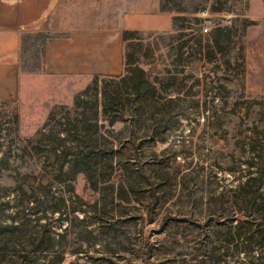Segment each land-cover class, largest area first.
<instances>
[{
  "label": "rangeland",
  "instance_id": "374dc122",
  "mask_svg": "<svg viewBox=\"0 0 264 264\" xmlns=\"http://www.w3.org/2000/svg\"><path fill=\"white\" fill-rule=\"evenodd\" d=\"M174 1L188 10L200 8L195 13L179 12L201 19L194 32L200 33L206 26V36L219 23L230 25L234 30L230 51L207 61L197 47L179 49L183 38L167 33L171 31L143 30L140 37L149 41V52L143 57L144 47L137 51L141 65L152 76H168L165 70H173V61L179 62L178 69L184 64L175 79L178 84L182 81V90L178 112L163 118L161 127L166 124L168 129L154 138L146 131L143 118L132 123L127 112L113 125L99 113L97 127L91 126L99 132L108 129L116 137L112 154L116 163L133 164L129 169L136 172H132V190L124 193L127 200L110 201L107 196L103 204L82 173L71 180L70 174L44 171V156L11 157L10 170L0 175V264H197L191 258L214 243L215 238L206 239L202 227L209 215L208 191L216 181L220 188L236 185L245 166L242 162L253 154L251 145L263 146L264 26L241 15L247 0H218L226 8L221 12L209 9L217 0ZM59 14L52 17L50 35L65 34L58 29ZM31 34L21 40L20 96L8 104L0 102V128L6 138H1L3 149L8 144L6 129L13 110L18 114L20 135L30 136L54 108L58 112L53 120L67 114L75 118L76 111L60 110V106H72L78 94L89 99L94 95V80L97 78L99 86L102 83V76L97 75L80 85L42 76L44 46L40 42L31 45ZM58 177L64 182H58ZM121 178V170L116 169L112 180L117 183ZM36 203L39 212L32 210ZM53 207L59 210L51 211ZM19 218L25 223L11 230L8 226ZM42 224L44 245L51 242L49 250L26 252Z\"/></svg>",
  "mask_w": 264,
  "mask_h": 264
},
{
  "label": "trees",
  "instance_id": "16d2710c",
  "mask_svg": "<svg viewBox=\"0 0 264 264\" xmlns=\"http://www.w3.org/2000/svg\"><path fill=\"white\" fill-rule=\"evenodd\" d=\"M160 9L175 13L171 16V32L167 33L169 35L175 33L178 39L183 38L179 43V49L185 46L190 49L197 47L202 52L203 59L207 61L214 60L217 54L230 51L231 35L234 32L230 25L219 23L205 36L201 32H194V26L201 23L198 16L179 14L189 11L195 13L200 9L198 6L188 10L174 0H160ZM209 9L220 12L226 10L224 4L218 0L213 2ZM28 34L32 35L31 45L40 42L42 46L51 36L48 31L27 32L21 36V40ZM141 34L142 31L139 30L123 31L125 41L123 72L102 76L100 86L96 78L93 82L94 95L89 99H84L78 94L72 106H60V110L76 111L75 118L70 119L67 114L61 117L62 119L53 120L54 113L58 112L57 108H54L34 134L22 136L19 133L18 114L13 110L8 119L9 127L6 129L9 138L6 149L2 147V141L6 138L0 128V175L5 170H10V158L13 156L24 157L26 154L38 158L44 156L42 162L44 171L54 174L57 170L58 173L70 174L71 180L76 173H82L90 189L100 195L99 199L103 204L107 202V196L110 201L115 198L127 200L128 197L124 193L132 190V172H136L129 169L133 164L121 166L116 163L112 155L115 151L116 137L108 129L99 132L97 128L91 126L97 127L99 113L107 116L108 125H113L120 115L127 112L128 120L132 123H138L141 118L145 120L146 131L150 132L152 138L164 133L168 127L166 124L161 127V121L166 115H176L178 112L182 81L178 84L175 79L184 68L183 64L178 69L176 65L179 62L173 61V70H165L168 76L156 74L152 76L144 69L136 55L143 47V57L149 52V41L140 37ZM20 56L21 49L19 58ZM88 89L89 87L83 92L87 93ZM0 102L8 104L7 101ZM98 139L103 142H99ZM262 139L263 146L255 148L251 145L250 150L253 154L242 162L245 166L242 175L236 177L238 179L236 185L220 188L216 181L208 191L206 203L209 215L202 227L206 230V239L213 237L215 240L212 241L214 243L210 248H201L199 253L191 258L197 264H264V136ZM64 167L67 170L63 171ZM116 169H120L123 175L117 183L112 180ZM228 170L233 169L228 167ZM57 180L64 182V179L59 177ZM151 191L155 199L156 195L153 190ZM99 202L98 200L94 205ZM32 210L41 211L38 203ZM57 210L58 207L51 209ZM212 214H215V217ZM39 218L40 216L36 217ZM102 221L99 220L101 226ZM24 223L25 220L19 218L16 224L8 227L13 230ZM41 227L43 228L32 235L26 252L49 250L48 245L51 242L44 245L45 225L42 224ZM48 238L51 239V236L48 235ZM239 252H243L245 256L240 258L237 254ZM57 261L61 259L58 258Z\"/></svg>",
  "mask_w": 264,
  "mask_h": 264
},
{
  "label": "crops",
  "instance_id": "0c3cea01",
  "mask_svg": "<svg viewBox=\"0 0 264 264\" xmlns=\"http://www.w3.org/2000/svg\"><path fill=\"white\" fill-rule=\"evenodd\" d=\"M58 12L65 34L45 41L41 74L79 85L94 75L123 72L124 30L172 29V15L160 9V0H0V101L20 96L21 36L53 29ZM241 15L264 26V0H247ZM261 55L264 62V35Z\"/></svg>",
  "mask_w": 264,
  "mask_h": 264
},
{
  "label": "built area",
  "instance_id": "2783aa9c",
  "mask_svg": "<svg viewBox=\"0 0 264 264\" xmlns=\"http://www.w3.org/2000/svg\"><path fill=\"white\" fill-rule=\"evenodd\" d=\"M200 32L204 34V33L208 32V28L206 26H204L200 29Z\"/></svg>",
  "mask_w": 264,
  "mask_h": 264
}]
</instances>
